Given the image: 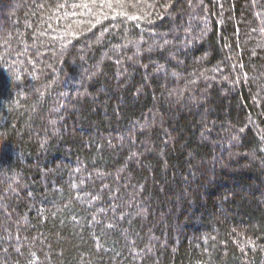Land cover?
<instances>
[{
    "label": "trees",
    "instance_id": "16d2710c",
    "mask_svg": "<svg viewBox=\"0 0 264 264\" xmlns=\"http://www.w3.org/2000/svg\"><path fill=\"white\" fill-rule=\"evenodd\" d=\"M0 264H264V0H0Z\"/></svg>",
    "mask_w": 264,
    "mask_h": 264
}]
</instances>
